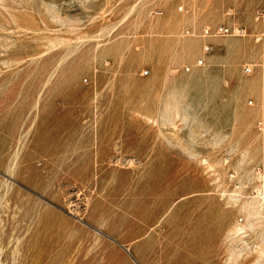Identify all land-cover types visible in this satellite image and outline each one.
<instances>
[{
	"label": "rangeland",
	"instance_id": "obj_1",
	"mask_svg": "<svg viewBox=\"0 0 264 264\" xmlns=\"http://www.w3.org/2000/svg\"><path fill=\"white\" fill-rule=\"evenodd\" d=\"M263 9L0 0V264H264Z\"/></svg>",
	"mask_w": 264,
	"mask_h": 264
},
{
	"label": "built area",
	"instance_id": "obj_2",
	"mask_svg": "<svg viewBox=\"0 0 264 264\" xmlns=\"http://www.w3.org/2000/svg\"><path fill=\"white\" fill-rule=\"evenodd\" d=\"M179 10L182 11L184 10V6H179ZM255 20L257 22H261L264 24V9L263 10H258L255 13ZM246 35V30L243 28H231V27H226V26H219L216 28H210V27H206L203 29L202 31V38L204 39H209V38H215V37H228V36H244ZM255 40L259 43L264 42V29L257 32L255 35ZM212 50V46L207 43L204 46V53L207 54ZM204 65V60L203 59H199L196 63V66H203ZM185 70L187 72L191 71V67H186ZM245 72L247 74L252 72V68L251 67H246L245 68Z\"/></svg>",
	"mask_w": 264,
	"mask_h": 264
},
{
	"label": "bare ground",
	"instance_id": "obj_3",
	"mask_svg": "<svg viewBox=\"0 0 264 264\" xmlns=\"http://www.w3.org/2000/svg\"><path fill=\"white\" fill-rule=\"evenodd\" d=\"M259 198L261 200H256V198L248 201L243 207H242V211L245 213V215L247 216L248 219H251V221L255 220V218L261 214L260 212V206L264 207V192L260 191L259 192ZM222 209V208H221ZM223 210V209H222ZM153 223L151 222V225ZM244 228H239L237 230V232L243 230ZM235 263V262H234Z\"/></svg>",
	"mask_w": 264,
	"mask_h": 264
}]
</instances>
